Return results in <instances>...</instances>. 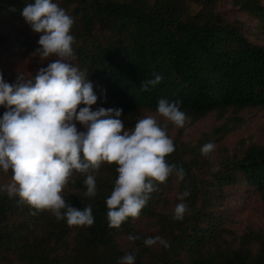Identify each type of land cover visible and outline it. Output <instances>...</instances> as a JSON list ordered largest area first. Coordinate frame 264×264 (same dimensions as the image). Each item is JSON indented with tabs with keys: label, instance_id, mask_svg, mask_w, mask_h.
Here are the masks:
<instances>
[{
	"label": "trees",
	"instance_id": "trees-1",
	"mask_svg": "<svg viewBox=\"0 0 264 264\" xmlns=\"http://www.w3.org/2000/svg\"><path fill=\"white\" fill-rule=\"evenodd\" d=\"M53 2L75 21L71 62L93 83L99 97L95 106L122 109L124 127L133 128L145 112H156L160 99L179 101L192 122L212 112L222 117L230 110L264 108L262 0H232L231 14L220 10V0ZM29 3L34 0H0V15L31 27L22 15ZM236 10L250 16L254 28ZM8 42L33 52L41 47L37 40L0 32V43ZM155 74L162 81L141 91L143 81ZM173 141L175 151L165 159L182 166L185 179L173 173L157 182L139 217H129L120 228L109 227L105 203L118 176L115 164L102 163L95 197L83 195L85 177L78 173L76 183L62 192L73 207L92 206L90 227H69L46 210L33 216L18 196L0 192V264H119L126 253L135 255V264H264V231L252 227L235 234L223 220L227 186L244 183L264 193V143L214 162L211 153L201 154L208 140L197 145ZM186 190L190 196L181 201ZM181 202L188 211L183 220H173ZM129 235L140 239L130 241ZM156 236L170 247L144 244Z\"/></svg>",
	"mask_w": 264,
	"mask_h": 264
},
{
	"label": "clouds",
	"instance_id": "clouds-1",
	"mask_svg": "<svg viewBox=\"0 0 264 264\" xmlns=\"http://www.w3.org/2000/svg\"><path fill=\"white\" fill-rule=\"evenodd\" d=\"M22 15L34 32L42 33L36 54L42 60L55 59L38 71L34 82L23 72L15 83L5 82L0 74V106L8 109L0 119V170L12 172L11 181L0 185V192L10 198L18 196L33 209V216L46 210L58 221L66 220L69 227H90L95 222L92 206L73 207L62 192L69 183H76L78 173L85 177L83 195L95 197L102 163L115 164L118 176L105 203L109 227L120 228L129 217H139L157 182H166L173 173L180 181L185 179V169L165 159L175 151L167 124L162 127L156 116L146 115L125 130L119 119L122 109L93 111L99 99L93 83L71 62L75 58V37L70 34L73 17L53 0H34ZM161 81L155 74L154 79L143 81L141 91ZM179 103L160 99L156 113L183 128L188 117ZM74 121L86 131H79ZM214 149L215 144L208 142L201 154L208 156ZM188 196L186 190L179 199ZM187 211L186 203L176 204L173 220H183ZM128 239L134 242L140 237L129 235ZM157 243L170 247L160 236L144 240L149 247ZM119 264H135V255L126 253Z\"/></svg>",
	"mask_w": 264,
	"mask_h": 264
},
{
	"label": "rangeland",
	"instance_id": "rangeland-1",
	"mask_svg": "<svg viewBox=\"0 0 264 264\" xmlns=\"http://www.w3.org/2000/svg\"><path fill=\"white\" fill-rule=\"evenodd\" d=\"M262 2L264 3V0ZM220 3V10L227 14H231L236 7L232 0H220ZM236 13L246 21L247 25H252L254 28L255 21L250 16L238 10ZM0 32H8L12 37L18 39L37 41L42 35V33L34 32L26 24L7 19L4 13L0 15ZM252 38L255 39V37ZM36 53L37 51H27L9 42L0 43V74L5 82L15 83L19 72L30 74L34 82L38 71L41 68H46L51 59H55V57H50L48 60H42ZM83 106L80 105V107ZM0 109L2 115L8 110L6 106H0ZM92 110H97V107L93 105ZM146 115L156 116L162 127L167 124V134L172 139L179 138V140L194 145L201 141L205 142V140L214 143L215 149L211 152V160L214 162L250 145L264 143V108L260 107L244 109L237 113L230 110L222 117L216 112H212L195 122L188 118L183 128H176L156 112H145L140 119ZM75 123L79 131H86L79 122ZM219 127L227 130L220 132V129L217 130ZM127 129L129 128L125 127V130ZM11 176V170L7 174L0 170V181L4 184L11 181ZM225 190L228 196L224 203L226 209V215L223 218L224 225L239 235L252 227L264 231V193L244 183L227 186ZM152 224V221L146 220L144 225L152 228Z\"/></svg>",
	"mask_w": 264,
	"mask_h": 264
}]
</instances>
